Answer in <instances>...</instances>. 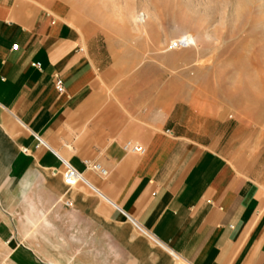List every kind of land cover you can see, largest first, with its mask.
<instances>
[{
	"label": "crops",
	"instance_id": "crops-1",
	"mask_svg": "<svg viewBox=\"0 0 264 264\" xmlns=\"http://www.w3.org/2000/svg\"><path fill=\"white\" fill-rule=\"evenodd\" d=\"M95 49L59 0H0V264H64L37 246L66 227L103 264H264V171L112 83Z\"/></svg>",
	"mask_w": 264,
	"mask_h": 264
},
{
	"label": "rangeland",
	"instance_id": "rangeland-1",
	"mask_svg": "<svg viewBox=\"0 0 264 264\" xmlns=\"http://www.w3.org/2000/svg\"><path fill=\"white\" fill-rule=\"evenodd\" d=\"M59 2L98 59L110 64L117 76L112 83L174 109L181 130L192 126L222 135L240 160L264 171V0ZM183 36L190 45L170 47ZM45 235L37 246L43 255L64 264H103L94 259L100 246L87 244L85 230L66 227Z\"/></svg>",
	"mask_w": 264,
	"mask_h": 264
},
{
	"label": "built area",
	"instance_id": "built-area-1",
	"mask_svg": "<svg viewBox=\"0 0 264 264\" xmlns=\"http://www.w3.org/2000/svg\"><path fill=\"white\" fill-rule=\"evenodd\" d=\"M188 45H190V43H189L188 39L186 38V36H183L181 38H177L170 43L171 48H183V47H186ZM35 66L39 67L40 62L35 63ZM57 89L60 92L63 91V85H62L61 81H59L57 83ZM124 148L129 150V151H135V152H139V153H143L145 151L144 147L139 146V145L133 143L132 141H127L124 145ZM94 168L99 170L102 174H106V170H104L100 165L96 164V165H94ZM63 176H64V181L67 184H75L76 182H78L82 178V175L73 166H71V164H69L68 162H65V171H64Z\"/></svg>",
	"mask_w": 264,
	"mask_h": 264
},
{
	"label": "bare ground",
	"instance_id": "bare-ground-1",
	"mask_svg": "<svg viewBox=\"0 0 264 264\" xmlns=\"http://www.w3.org/2000/svg\"><path fill=\"white\" fill-rule=\"evenodd\" d=\"M120 9V8H119ZM259 9H261V13H263V15H264V3L263 4H261L260 6H259ZM122 13V12H121ZM263 22L261 23V25H264V20H262ZM260 23V22H259ZM258 26V25H257ZM261 28V27H260Z\"/></svg>",
	"mask_w": 264,
	"mask_h": 264
}]
</instances>
